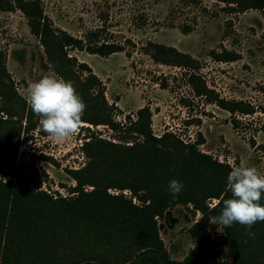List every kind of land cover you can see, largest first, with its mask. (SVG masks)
Segmentation results:
<instances>
[{"label": "rangeland", "instance_id": "rangeland-1", "mask_svg": "<svg viewBox=\"0 0 264 264\" xmlns=\"http://www.w3.org/2000/svg\"><path fill=\"white\" fill-rule=\"evenodd\" d=\"M38 1L53 27L77 37H84L86 32L95 29L99 42H116L123 49L106 55L68 50L78 61H85L100 79L103 95L112 106V117L119 125L112 128L108 124L81 120L75 135L56 141L42 130L41 117L31 110L25 97L30 83L44 76L62 77L47 61L43 45L30 31L21 9L0 8V50L6 53L4 78L12 84L5 92L6 98L0 96V105L5 104L13 111L21 103L25 106L22 117L2 110L0 118L7 119V125L21 122L20 133L12 137V141L18 142L15 164L25 177L29 175L31 188L47 192L54 200L74 197L77 191L72 188L76 181L71 171L84 166L88 159L83 143L96 136L124 145L141 142L143 136L129 133L127 126L128 115L133 120L137 109L144 105L151 111L150 128L154 135L171 131L184 142H197L202 136L204 141L197 147L229 163L231 169L243 164L264 174V114L260 110L264 106V8L263 12L255 8L230 12L218 0ZM182 25H189L190 31L182 32ZM148 41L172 45L191 54L199 68L189 70L156 62L144 49ZM226 51L236 58L224 60L212 56V53L225 55ZM191 71L212 89L213 95L250 102L256 111L230 113L205 96L197 95L189 80ZM80 73L85 76L88 71L83 69ZM96 88L91 89L92 93ZM83 115H94V112L86 107ZM233 115L238 119L235 125ZM29 120L34 125L26 128ZM125 152L120 148L118 154ZM126 155L128 164V151ZM115 174L120 177L123 173L115 170ZM11 177L16 184V179ZM123 178L128 179V172ZM107 190L112 194L123 193L140 203L128 188L110 186ZM115 190L118 193L112 192ZM217 201L215 197L207 199L209 206ZM200 215L201 211L194 210L191 203H178L156 217L158 237L169 259L182 260L194 246L189 227ZM238 226L241 238L248 239L240 263L262 264L261 229L253 225L251 231L255 238H251L247 226ZM218 228L208 221L209 241L215 254L206 264H237L230 251L228 234L224 228L222 232ZM36 233L39 237L33 258L7 249L13 263L40 264V254L45 251V264L86 261L133 264L134 256L142 247L136 234L129 230L123 233L119 224L100 218L77 219L65 213L41 224Z\"/></svg>", "mask_w": 264, "mask_h": 264}, {"label": "trees", "instance_id": "trees-1", "mask_svg": "<svg viewBox=\"0 0 264 264\" xmlns=\"http://www.w3.org/2000/svg\"><path fill=\"white\" fill-rule=\"evenodd\" d=\"M218 1L223 2L224 8L230 12L248 8L262 11L264 8V0ZM14 6L26 15L29 29L39 37L53 70L62 79L72 82L86 107L94 112V115H83L82 120L116 128L119 122L112 117V106L103 95L100 79L85 61H78L68 50L80 49L106 55L122 50L123 47L116 42H99L98 31L95 29L86 32L84 37H77L65 29L53 27L38 0H0V8ZM262 14L264 16V12ZM180 28L184 33L191 29L189 25H182ZM144 49L156 62L176 64L189 70L199 68L197 59L172 45L148 41ZM212 56L224 60L236 58V55L227 51L225 55L212 53ZM5 57V51L0 50V96L6 98L5 92L12 88V84L7 83L4 78ZM83 69L88 71L85 76L80 73ZM189 80L197 95L205 96L206 100L230 113L247 114L256 111L250 102L213 95L212 89L203 80L200 81V77L193 71L189 72ZM95 86L96 92L92 93L91 89ZM10 105L16 106L12 103ZM24 107V103H21L13 111L2 104L0 111L22 117ZM260 110L264 114V106ZM150 115L148 105L139 107L133 120L128 115L127 130L129 133L141 134V142L124 145L98 136L86 140L83 143L88 156L86 164L71 171L76 181L72 190L77 191V194L74 197H61L60 200H54L47 192L34 190L29 186V175L25 177L15 164L18 142L12 141V137L20 133L21 122L7 125L8 120L0 118V264H16L12 262V255L7 252L9 248L33 258L35 241L39 237L36 229L59 213L90 221L98 218L108 220L119 224L123 233L128 230L135 233L137 242L142 247L134 256L133 264H206L212 259L215 250L209 241L207 223L209 217L220 214L223 201L232 198L227 180L231 166L197 147L198 143L204 141L202 136L197 142H184L171 131L154 135L150 128ZM231 119L233 125L238 122L234 115ZM29 123L31 126L28 124L26 128L34 125L30 120ZM120 148L126 150L123 155L118 154ZM112 150H117V153L113 154ZM115 170L123 173L121 178L118 177L119 174H115ZM126 172L128 179L123 178ZM11 176L16 179V184L12 182ZM173 179L183 184L182 191L175 198L168 190V184ZM85 185L92 187L84 189ZM110 186L128 188L140 203L133 202L131 197H126L123 193L108 192L107 188ZM212 197L218 198V201L209 206L207 199ZM178 203H191L194 210L201 211V215L189 227L194 246L182 260H173L165 254L158 237L156 217L162 216L166 208ZM260 203L264 205V193ZM238 225L239 223H234L224 230L231 240L230 251L237 264H241L242 251L246 248L245 241L248 239L244 241L241 238ZM254 227L261 229L264 244V221H257ZM45 258L44 251L40 254V264H45ZM77 264L100 263L86 261Z\"/></svg>", "mask_w": 264, "mask_h": 264}, {"label": "clouds", "instance_id": "clouds-1", "mask_svg": "<svg viewBox=\"0 0 264 264\" xmlns=\"http://www.w3.org/2000/svg\"><path fill=\"white\" fill-rule=\"evenodd\" d=\"M25 99L31 110L41 117L42 130L52 139L64 141L78 132L86 105L71 81L44 76L27 86ZM227 180L232 198L223 201L220 214L209 217V223L218 225L219 231L239 223L247 226L248 235L255 238L252 226L257 221H264V205L260 203L264 174L255 167L241 164L232 167ZM182 189L183 184L178 180L173 179L168 184L174 198Z\"/></svg>", "mask_w": 264, "mask_h": 264}, {"label": "built area", "instance_id": "built-area-1", "mask_svg": "<svg viewBox=\"0 0 264 264\" xmlns=\"http://www.w3.org/2000/svg\"><path fill=\"white\" fill-rule=\"evenodd\" d=\"M112 192L118 193V191H117V190H115V191H112ZM123 192H127V190H126V189H124V190H123ZM133 201H135V198H133Z\"/></svg>", "mask_w": 264, "mask_h": 264}]
</instances>
